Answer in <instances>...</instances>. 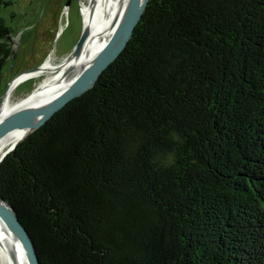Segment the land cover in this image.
<instances>
[{"label":"trees","instance_id":"obj_1","mask_svg":"<svg viewBox=\"0 0 264 264\" xmlns=\"http://www.w3.org/2000/svg\"><path fill=\"white\" fill-rule=\"evenodd\" d=\"M12 45L0 17V81ZM0 196L41 264H264V0H148Z\"/></svg>","mask_w":264,"mask_h":264},{"label":"bare ground","instance_id":"obj_2","mask_svg":"<svg viewBox=\"0 0 264 264\" xmlns=\"http://www.w3.org/2000/svg\"><path fill=\"white\" fill-rule=\"evenodd\" d=\"M132 0H86L82 3L83 25L88 26L87 42L80 53L75 44L71 53L56 62L52 56L38 67L24 71L12 79L2 94L0 120L14 109L51 100L86 71L106 49L109 38ZM53 54V53H52ZM35 80L36 84L26 96L12 100L15 87L21 82ZM31 125L19 127L0 139V160L21 138ZM0 264H30L17 234L10 224L0 217Z\"/></svg>","mask_w":264,"mask_h":264},{"label":"rangeland","instance_id":"obj_3","mask_svg":"<svg viewBox=\"0 0 264 264\" xmlns=\"http://www.w3.org/2000/svg\"><path fill=\"white\" fill-rule=\"evenodd\" d=\"M10 1L9 5L0 6V17L9 27L13 41L11 56L2 70V94L22 72L38 67L49 56L59 62L72 52L82 29L81 8L86 0ZM35 84L34 79L18 84L12 100L26 96Z\"/></svg>","mask_w":264,"mask_h":264},{"label":"water","instance_id":"obj_4","mask_svg":"<svg viewBox=\"0 0 264 264\" xmlns=\"http://www.w3.org/2000/svg\"><path fill=\"white\" fill-rule=\"evenodd\" d=\"M147 2L148 0H132L130 2L129 7L111 34L109 43L103 53L86 71L80 74L58 96L40 104L24 105L18 107L0 120V139L19 127L31 125V128L16 141V143L7 153L12 151L19 144V142L25 139L34 130L39 128L65 104H67L72 99L79 97L94 86L101 73L118 57V55L125 48L127 42L132 36L135 26L141 18ZM88 34V26L82 25L79 38L76 42V53H80L83 50L88 39ZM1 97L2 95L0 96V99ZM4 156L1 158V160L4 158ZM0 217L4 218L17 234L20 244L22 245L30 264H41L30 232L23 224L11 204L1 196Z\"/></svg>","mask_w":264,"mask_h":264}]
</instances>
